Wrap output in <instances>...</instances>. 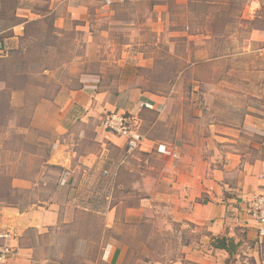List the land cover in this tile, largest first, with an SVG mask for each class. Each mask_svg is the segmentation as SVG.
Here are the masks:
<instances>
[{
    "label": "rangeland",
    "instance_id": "obj_1",
    "mask_svg": "<svg viewBox=\"0 0 264 264\" xmlns=\"http://www.w3.org/2000/svg\"><path fill=\"white\" fill-rule=\"evenodd\" d=\"M18 6L41 18L18 24L26 42L23 35L0 36V207L25 212L51 202L60 206V220L73 214L45 236L28 230L20 245L35 246L34 260L46 264H251L234 259L244 249L223 259L206 227L173 220L175 172L164 158L106 139L100 121L110 112L84 119L86 112L73 107L58 135L54 101L95 86L117 113L137 117L143 137L175 145L181 156L191 151L184 145L205 139L215 155L218 127L223 137H243L239 152L251 147L252 125L264 123V0H104L89 4L81 19L63 6L62 21L50 0H9L5 17ZM139 93L166 98L167 106L137 112L128 98ZM55 143L67 147L69 170L45 165ZM66 171L73 175L69 186ZM15 178L32 189L15 186Z\"/></svg>",
    "mask_w": 264,
    "mask_h": 264
},
{
    "label": "crops",
    "instance_id": "obj_2",
    "mask_svg": "<svg viewBox=\"0 0 264 264\" xmlns=\"http://www.w3.org/2000/svg\"><path fill=\"white\" fill-rule=\"evenodd\" d=\"M104 0H50L53 4L52 11L57 13L55 18L62 21L64 17L59 14V10L65 6L66 14L71 19H81L87 15L89 4L99 6ZM110 2L111 0H105ZM15 16L21 21L36 20L41 18L38 14L32 13L27 9L16 7ZM24 26L15 25L11 28L0 27V36L12 34L10 40L17 41V38L23 35ZM132 105H136L137 112L147 110L149 112H163L167 106V99L156 95L139 93L136 96L128 98ZM60 106V111L56 117L60 122L56 134L62 135L66 132L63 123L66 115L71 108H79L81 113H85L84 119L88 116H96L100 112H116V108L110 104L105 96L97 92L95 86H85L82 90L71 92L67 97L59 98L54 101ZM43 106V105H42ZM127 110L131 105L125 104ZM132 107V106H131ZM140 108V109H139ZM38 110H41L38 108ZM43 111H36L35 118H44ZM136 109L134 108V111ZM125 113V112H123ZM129 114V113H128ZM50 115L49 118H51ZM50 124H56L53 121ZM58 127V126H56ZM102 130L101 128H99ZM105 133V138L120 140L129 149V142L125 139L112 137ZM218 145L214 147L215 155L210 153V139H205V143L189 144L183 148L190 149L188 156H181L179 148L175 145L165 144L163 142H154L144 137L137 149L147 151L156 157L165 159L166 167L175 172V180L172 183L173 194L171 199V214L176 222H187L199 227H206L207 232L212 237L223 236L232 239L238 249H244L235 254L239 261L249 260L251 264H264V245L259 243L254 221L246 214L247 202L255 195L264 190V123L262 125H252L251 147H244L240 152L235 145L243 143V137L235 136V139L223 137V127H218ZM248 144V143H247ZM207 148V151H206ZM51 156L45 165L55 164L69 170L70 157L67 147L58 143L51 147ZM173 151L177 159L173 161L170 154H159L156 151ZM184 153V152H183ZM75 154V153H74ZM187 155V154H186ZM97 159L96 156H93ZM83 162H86L88 156H79ZM186 162V164H180ZM213 164V166H212ZM221 164V168L216 165ZM64 181L72 182V173L66 171ZM15 186L21 189H32L31 183L23 178H15ZM14 179V180H15ZM202 199V203L197 202ZM69 207L67 204L66 211ZM60 206L51 202L32 204L25 212H19L15 208L0 207V229L4 227V232H9L12 236L11 244L17 246V253L13 257V264H46V259L36 262L33 258L35 246H21L23 235L28 230L35 231L37 236H45L47 230L60 223L72 221V215H65L64 220L59 218ZM69 210V209H68ZM71 211V210H70ZM73 211V210H72ZM213 249V248H212ZM215 250V249H214ZM223 255V259L229 256L225 251L215 250ZM242 253V256L240 255ZM122 257V252L118 254L117 260Z\"/></svg>",
    "mask_w": 264,
    "mask_h": 264
},
{
    "label": "built area",
    "instance_id": "obj_3",
    "mask_svg": "<svg viewBox=\"0 0 264 264\" xmlns=\"http://www.w3.org/2000/svg\"><path fill=\"white\" fill-rule=\"evenodd\" d=\"M100 128L112 137L127 140L129 147H138L144 139L139 132L137 117L129 114L107 113L100 121ZM156 152L159 154H170L173 161L177 159V155L173 151L170 153L164 149L161 151L157 150ZM246 214L254 221L257 239L259 243L264 245V190L247 202ZM12 239L9 232L0 233V243H8L0 244V264H6L17 253V246H13L10 242Z\"/></svg>",
    "mask_w": 264,
    "mask_h": 264
},
{
    "label": "trees",
    "instance_id": "obj_4",
    "mask_svg": "<svg viewBox=\"0 0 264 264\" xmlns=\"http://www.w3.org/2000/svg\"><path fill=\"white\" fill-rule=\"evenodd\" d=\"M8 2L9 0H0V21L4 22V21H8L9 22V27L8 28H11L17 24H19L20 22H22L19 18H17L15 16V13L13 12L12 16L10 18H6L5 17V12H6V5H8ZM206 6H214L215 4L217 5H220V3H216L214 1H205L204 2ZM226 5V2L221 3V7L223 6V22H226V23H229L231 22V17L227 16V15H224L226 12L224 11V9H226L227 7L225 6ZM208 6V7H209ZM207 7V8H208ZM16 9V7H15ZM207 10V9H206ZM208 18L211 17V18H218L220 16V13H211V12H208ZM45 18V17H44ZM241 22L245 23V24H250L249 21H245V20H241ZM19 41L21 43L23 42H26L28 41V37L23 35L22 37L19 38ZM1 47H0V51H3L4 50V43H3V39L1 40ZM26 52H28V50L24 49ZM65 174H67L65 172ZM69 181H65L63 186H69ZM209 237H210V241H211V248L215 249V250H222V251H225L229 258L235 253L236 249L238 248L239 245H235V243L233 242L232 239H229L227 237H223V236H218V237H212L210 234H209Z\"/></svg>",
    "mask_w": 264,
    "mask_h": 264
}]
</instances>
